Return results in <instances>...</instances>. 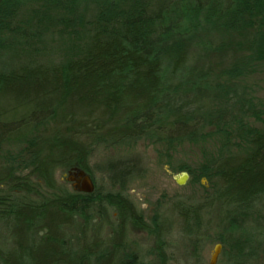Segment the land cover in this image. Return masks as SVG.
<instances>
[{"label":"trees","instance_id":"obj_1","mask_svg":"<svg viewBox=\"0 0 264 264\" xmlns=\"http://www.w3.org/2000/svg\"><path fill=\"white\" fill-rule=\"evenodd\" d=\"M36 23L67 24L60 53ZM250 28L246 58L264 59V0H0V149L28 147L24 167L0 163V264H168L172 242L193 259L216 242L230 264H263L264 106L224 80L249 73L247 59L224 74L195 64ZM19 46L25 58L7 63ZM209 127L241 150L188 168L219 178L201 199L169 198L148 216L129 193L132 158L107 159L105 187L94 172L99 149L193 143ZM77 171L93 193L57 178ZM133 224L155 242L152 263L130 249Z\"/></svg>","mask_w":264,"mask_h":264},{"label":"rangeland","instance_id":"obj_2","mask_svg":"<svg viewBox=\"0 0 264 264\" xmlns=\"http://www.w3.org/2000/svg\"><path fill=\"white\" fill-rule=\"evenodd\" d=\"M39 5V2L26 5L21 10V16L29 14L28 11L31 8H35ZM43 33L40 40L49 42L54 53L55 51L60 53L59 46L61 39L57 36V29L59 32H64L67 28V24L62 26L56 25L55 27L48 28L42 26V24L36 23ZM42 26V27H41ZM256 29L250 28L243 33H225L227 47L220 53L209 55L206 58H202L196 61L195 64H199L201 67L206 69H215L221 74H224L227 69L238 63V60L248 61L245 63V67L249 69V73L244 75L224 76L226 84L230 87L244 88L247 95L254 99L259 106H264V59H256L251 61L250 58H246L248 55V47L252 36L256 33ZM56 34H53V33ZM222 37V36H221ZM42 41V43H43ZM38 42V41H37ZM39 44V43H38ZM21 46H19L20 49ZM12 53L5 60L7 63H17L21 59L25 58L24 54ZM53 55L55 56V54ZM243 61V62H244ZM243 65V64H242ZM236 74V72H235ZM51 123L45 125L41 132H44ZM258 126L264 127L261 123ZM229 136L216 132L215 127H209L206 130V135L198 142H183L171 144L169 146L165 143H158L151 139H142L137 141L128 147L110 148V149H99L94 152L92 159V166L96 173L99 182L105 187L104 184L108 185L107 174L105 172L104 163L109 158H122L134 160L137 165L136 174L139 175L134 178L128 188L132 199L137 202L140 207L146 211L148 216L154 213V207L158 203H165L166 200L171 198L174 200L176 197L182 198H193L201 199L207 195L208 192H212L213 189L218 187L220 184L219 178L216 176H200L196 180L191 172L187 171L188 168L194 171V174L203 167V164L207 160L210 161L213 157H218L220 152L236 153L240 151L241 146H236L235 143L228 141ZM27 143L19 142L12 144H5L0 149V163L16 162L17 165L24 167L25 157L27 156ZM26 151V152H25ZM244 152L246 150H243ZM27 160V159H26ZM134 164V163H133ZM184 173L189 175V179L185 185H178L177 179ZM74 172H59L57 175L58 180L61 184L66 185L69 189H75L74 182L71 181ZM209 175L211 174L208 173ZM95 186V185H94ZM95 190V189H94ZM167 203V202H166ZM252 235H255L257 230L256 227H248ZM260 230H264V226L259 227ZM105 230L102 235L104 237ZM73 238L79 234V228L71 231ZM177 234L176 230L173 233L172 240ZM130 238H131V250L138 252L143 260L152 263L155 252V242L152 237H149L147 233L138 225H131L130 227ZM176 239V238H175ZM175 239L173 241H175ZM177 246H176V245ZM172 242L171 248V260L168 264H210L211 257L214 252V248L218 245L213 242L204 248L202 255L199 258L191 256L187 257L184 253L185 250L181 249L182 244ZM182 245V246H181ZM183 250V251H182ZM187 255V254H186ZM189 256V255H188ZM216 264H230L224 256V248L221 250V254ZM264 264V263H263Z\"/></svg>","mask_w":264,"mask_h":264},{"label":"water","instance_id":"obj_3","mask_svg":"<svg viewBox=\"0 0 264 264\" xmlns=\"http://www.w3.org/2000/svg\"><path fill=\"white\" fill-rule=\"evenodd\" d=\"M189 179V175L187 173H184L181 177H179L176 181L178 185L182 186L187 183ZM71 181H73L75 184V188L80 193L85 194H91L94 192L95 186L93 183V180L89 175H87L84 171H77L73 175ZM223 246L221 244H218L214 248V252L211 257V263L210 264H216L218 261V258L221 254Z\"/></svg>","mask_w":264,"mask_h":264}]
</instances>
